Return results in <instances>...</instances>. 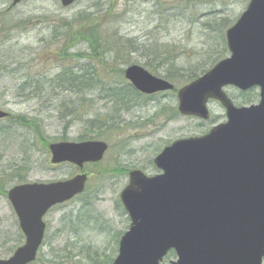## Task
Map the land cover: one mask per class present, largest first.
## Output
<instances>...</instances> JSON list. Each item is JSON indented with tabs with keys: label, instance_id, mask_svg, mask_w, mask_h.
I'll list each match as a JSON object with an SVG mask.
<instances>
[{
	"label": "water",
	"instance_id": "water-1",
	"mask_svg": "<svg viewBox=\"0 0 264 264\" xmlns=\"http://www.w3.org/2000/svg\"><path fill=\"white\" fill-rule=\"evenodd\" d=\"M13 5L23 0H12ZM64 7L77 0H59ZM230 56L177 92L178 111L204 122L208 104L218 102L226 121L200 137L180 139L154 159L159 175L129 173L120 194L131 224L111 264H263L264 263V0H250L226 32ZM125 79L145 95L174 90L169 81L138 65ZM259 90L258 104L237 107L225 92ZM9 113L0 110V120ZM102 141L49 145L53 164L70 163L83 170L103 160ZM88 176L52 183H27L7 198L25 242L0 264H31L46 231L44 218L55 206L82 194Z\"/></svg>",
	"mask_w": 264,
	"mask_h": 264
},
{
	"label": "rangeland",
	"instance_id": "rangeland-1",
	"mask_svg": "<svg viewBox=\"0 0 264 264\" xmlns=\"http://www.w3.org/2000/svg\"><path fill=\"white\" fill-rule=\"evenodd\" d=\"M247 1L215 0L214 5L203 4L201 14L222 10V15L229 16L234 22L236 20L233 19H237L245 10L247 5L244 8V4ZM10 5V1L0 0V109L15 116L40 120V132L46 141L41 140L39 135L29 129L19 126L8 129L7 136L11 134L9 139L0 133V167L5 171L4 178L7 180L18 166L26 167L24 171L30 168L26 177L28 183L56 182L75 176L78 172L75 167L67 164L53 165L50 161L48 144L61 142L64 136H67L66 141L69 142H80L84 138L86 141L98 140L109 145L102 165L86 166L85 172L91 176L86 194L55 207L46 216L47 244H44L38 261L34 264H95V261H103L104 256L113 260L118 253L115 235L119 233V240L130 226V220L119 198L128 184V174L100 176L101 169L122 167L129 171L142 170L148 176H154L159 172L153 168V159L165 146L178 139L207 134L212 127L226 121L225 111L219 103L210 102L209 109L214 119L211 125L196 118L182 116L169 120V113L164 115L162 109L177 106V100L174 94L167 93L157 96L156 101L145 107L135 108L130 114H125L123 123H127L128 126L122 131L89 130L86 122H78L71 126L68 124L69 119L61 118L58 109L62 101L68 108L67 104L72 97L67 93H61L57 97L51 96L55 99L50 100L49 97L47 99L49 103L46 105L38 99H29L27 93L23 94L20 90L21 84L33 79L44 81L57 73L60 66L70 64L71 57L75 54L85 52L89 58L86 43L77 36L79 24H73L72 30L70 25L74 23L76 14L85 11L95 12L96 8L98 12L100 10L106 12L110 5L109 1L79 0L70 8H63L57 0H26L16 7L11 8ZM115 5L113 12L108 9L107 13H101L102 16L109 14L106 17V24L102 25L104 33L108 30L117 31L125 37L134 39H143L145 34L158 33V36H163L169 44L180 42L188 45L184 47L186 53L182 55L185 59L177 65L179 70L186 72L196 69L202 61L199 54L204 53L207 48L210 52L212 48L213 43L208 47L202 44L203 35L199 26L192 27L188 23L179 22L163 28L162 20L155 19L156 9L151 0H116ZM91 6L96 8L91 9ZM185 16L189 20L195 19L189 13H185ZM56 27L61 30L56 31ZM154 27L160 29L154 32ZM228 56L229 54H225L217 63ZM133 59L137 60V65L144 67V61L138 56L133 55ZM205 65V69L197 71L198 77L211 69L213 63L209 61ZM153 75L164 79L166 77L165 71ZM226 92L236 106L250 105H242L239 104L240 101H235L239 98V91L235 88L228 87ZM258 102L259 98L251 104ZM100 107H103V102H94L92 111L102 113L104 109L99 110ZM5 126L10 127L7 121L0 123V128ZM14 186V183H9L7 189ZM88 200L92 202L91 206H94L90 211L91 217L97 220L80 226L74 222L79 214L82 215L88 208L90 209L85 206ZM8 203V199L0 200V219L3 221L0 229L13 234L12 208ZM71 219L73 223L70 222ZM64 223L76 224L75 231L72 234L68 233L73 228L63 226ZM77 230L78 233L75 235ZM71 236L77 238L71 239ZM8 238L5 234L0 236V260L11 256V252L6 251L7 248L18 246L15 242L9 241L11 237ZM23 242L24 239L20 246Z\"/></svg>",
	"mask_w": 264,
	"mask_h": 264
},
{
	"label": "trees",
	"instance_id": "trees-1",
	"mask_svg": "<svg viewBox=\"0 0 264 264\" xmlns=\"http://www.w3.org/2000/svg\"><path fill=\"white\" fill-rule=\"evenodd\" d=\"M110 5L108 9L113 12L116 8V0H108ZM153 3L155 12V19L162 20L163 28H168L173 24L188 23L192 27H201L200 31L203 35L202 44L208 47L213 43L212 48L208 52V48L204 53H200L199 57L201 62L196 69H190L186 72L179 70L177 65L185 58L182 55L186 53L184 45L180 42H173L169 44L163 36L155 34H145L143 39H134L121 35V32H112L111 30L104 33L102 25H105L109 14L101 15V13H107L100 10L95 6H91V9L96 8L95 12H82L76 14L74 17V23L70 25L71 30L73 24H79V31L77 36L83 39L86 43V50L89 53V58L84 53L75 54L71 57L70 64L60 66L57 73L47 77L44 81L38 80H26L21 84V92L27 93L29 99H38L46 103H49L47 99H55L51 96L57 97L61 93H67L71 98L68 108L64 101L61 102L58 112L62 119H69L68 124L75 125L78 122H86V127L89 130H102L107 131H122L127 128L128 124L123 123V117L125 114H130L135 108H143L150 102L157 100V95L146 96L137 92L134 87L125 79V68L136 64L137 60L133 59V55L138 56L144 61V67L152 74L165 71V79L170 81L176 89L183 87L195 79L198 78L197 71L205 69V63L212 62L213 66L219 59H222L225 54H229L226 44V31L231 27L234 22L229 16H224L223 11L207 12L204 15L201 14V6L214 5L215 0H151ZM245 2V6L248 4ZM243 8V9H244ZM180 11V12H178ZM181 11H184L181 12ZM186 14H191L195 19L189 20ZM168 15V16H166ZM163 16H166L164 19ZM116 18V15L113 17ZM113 19V20H114ZM164 19V20H163ZM233 20H237L236 18ZM113 24V21H112ZM56 31L61 30L59 27L55 28ZM158 27H154V32ZM70 35V34H69ZM181 49V50H180ZM211 66V67H213ZM198 68V69H197ZM202 71V70H201ZM206 71H204L205 73ZM1 74V72H0ZM186 74V75H184ZM238 91V90H237ZM176 96L175 92H172ZM259 98V93L256 89H252L247 92L239 91V98L235 101H240L239 104H251L254 100ZM177 100V99H176ZM103 102L104 109L102 113H96L92 110L93 103ZM57 110V108H55ZM164 115L169 113L168 119L175 120L180 116L177 106H172L168 109H162ZM88 116V117H87ZM87 117V118H85ZM213 117V116H212ZM10 127L5 126L0 128V133L4 134L6 138H11V134L7 136L8 129L14 126L23 127L29 129L33 133L39 135L41 140H45L42 132H40V120H33L23 116H17L6 120ZM3 121H0V123ZM214 119L211 118L208 123L213 124ZM121 127V128H120ZM125 127V128H124ZM69 128V126H67ZM39 133H38V132ZM67 136H64L60 141H66ZM84 138L81 139L83 141ZM46 141V140H45ZM48 142V141H47ZM49 143V142H48ZM49 145V144H48ZM126 147V146H125ZM102 164L94 166L99 167ZM26 167L18 166L14 168V172L11 173L9 178L5 175L4 178L3 169L0 167V200L2 198L7 201V194L9 189V183L21 185L26 182V177L30 168L26 171ZM155 169V167L153 166ZM122 173L128 174L129 170L125 168H102L100 176L103 174H115ZM87 192V190H86ZM86 192L84 194H86ZM83 194V195H84ZM81 197V196H79ZM78 197V198H79ZM76 198V199H78ZM91 201H87L85 206L90 207L82 215H78L74 223L80 226L85 225L86 222H96L97 219L91 217L90 211L94 209L91 206ZM10 205V203H8ZM11 207V206H10ZM11 222L14 225V233L10 231H4L0 229V236L5 234L7 237H11L9 241H13L20 246L24 236L19 228L18 220L11 211ZM0 219V228L2 225ZM73 223V220H70ZM76 224L64 223L66 227H72L73 230L68 232L72 234L76 229ZM78 233V230L74 233ZM118 234V235H117ZM116 243H119V233H116ZM76 239V236H71V239ZM50 243V240H49ZM45 245L47 244V235L45 239ZM16 248H7V252L11 254ZM118 249V248H117ZM11 250V251H10ZM175 259V253L172 251L168 254L165 262L170 263ZM114 260V259H113ZM113 260L104 256L103 261H95V264H109ZM38 261V260H37ZM36 261V262H37Z\"/></svg>",
	"mask_w": 264,
	"mask_h": 264
},
{
	"label": "flooded vegetation",
	"instance_id": "flooded-vegetation-1",
	"mask_svg": "<svg viewBox=\"0 0 264 264\" xmlns=\"http://www.w3.org/2000/svg\"><path fill=\"white\" fill-rule=\"evenodd\" d=\"M167 256H168V255H167ZM167 256H166V257H167ZM166 257H165V259H166ZM165 259H164V260H165ZM174 260H176V256H175V259H174ZM174 260H171V261H174ZM171 261H170V262H171Z\"/></svg>",
	"mask_w": 264,
	"mask_h": 264
}]
</instances>
